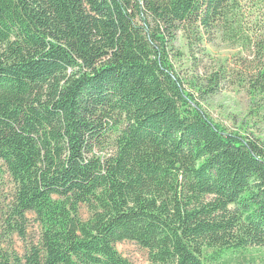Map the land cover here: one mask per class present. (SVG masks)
<instances>
[{
  "label": "trees",
  "instance_id": "trees-1",
  "mask_svg": "<svg viewBox=\"0 0 264 264\" xmlns=\"http://www.w3.org/2000/svg\"><path fill=\"white\" fill-rule=\"evenodd\" d=\"M180 35L238 54L188 82ZM226 84L264 119V0H0V264H133L122 242L147 264L264 248V147L201 105Z\"/></svg>",
  "mask_w": 264,
  "mask_h": 264
},
{
  "label": "rangeland",
  "instance_id": "rangeland-1",
  "mask_svg": "<svg viewBox=\"0 0 264 264\" xmlns=\"http://www.w3.org/2000/svg\"><path fill=\"white\" fill-rule=\"evenodd\" d=\"M191 40L182 35L178 37L176 50L181 53L175 61V66L182 77L192 82L204 76V71L213 69L216 65L229 64L231 58L238 54V49L229 46L217 37L212 43H203L200 47H191ZM204 110L212 120L229 130L240 131L243 134H252L258 138L264 147V119L263 113L257 104L246 93L245 89L237 84H226L218 94L200 99ZM11 183L5 170L0 167V207L10 195ZM85 206H80L79 217L88 218ZM37 225L30 216L27 229L28 239L37 237ZM14 249L22 254L23 245L13 237ZM117 252L133 264H147V251L132 242H122L115 246ZM222 264H264V248L248 250L243 255L233 256Z\"/></svg>",
  "mask_w": 264,
  "mask_h": 264
}]
</instances>
